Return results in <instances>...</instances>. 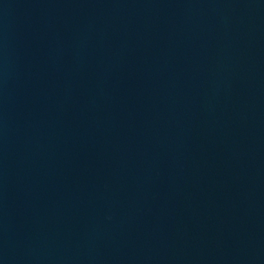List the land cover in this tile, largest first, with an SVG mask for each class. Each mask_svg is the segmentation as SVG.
<instances>
[{
	"label": "water",
	"instance_id": "water-1",
	"mask_svg": "<svg viewBox=\"0 0 264 264\" xmlns=\"http://www.w3.org/2000/svg\"><path fill=\"white\" fill-rule=\"evenodd\" d=\"M0 264H264V0H0Z\"/></svg>",
	"mask_w": 264,
	"mask_h": 264
}]
</instances>
